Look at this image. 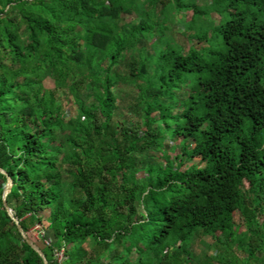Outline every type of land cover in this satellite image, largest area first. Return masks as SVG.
<instances>
[{"label": "trees", "instance_id": "obj_1", "mask_svg": "<svg viewBox=\"0 0 264 264\" xmlns=\"http://www.w3.org/2000/svg\"><path fill=\"white\" fill-rule=\"evenodd\" d=\"M208 6L0 0L5 201L48 264H264V0ZM3 185L0 264H42Z\"/></svg>", "mask_w": 264, "mask_h": 264}, {"label": "rangeland", "instance_id": "obj_2", "mask_svg": "<svg viewBox=\"0 0 264 264\" xmlns=\"http://www.w3.org/2000/svg\"><path fill=\"white\" fill-rule=\"evenodd\" d=\"M182 2L183 3H193V4H195L198 7V9L203 14L202 19H203L204 23H207L208 21H211L210 17H212L213 19H217L218 18L219 14L217 15V12H214L212 10V7L210 8V6H208L209 0H182ZM144 7L146 8L145 9V13L149 17H151L152 19H155V18L159 17L158 13H160L159 12L160 7H153L150 4L145 5ZM162 17H163L162 19L165 22H167V23L175 22V25L173 26V29L175 31H181L182 30V24L179 22L180 14H178V12L173 10L171 7L167 8V10L165 11V14ZM220 17H221V15H220ZM263 18H264V16L261 13L259 15V19H263ZM189 44H192L193 46H196L197 43L192 39ZM201 44H204V42H202ZM59 95H60L62 100H65L66 92L62 91V92L59 93ZM176 144H178V141H174V143L171 145V147L169 148V151H168L171 161L175 160V157H176V155L179 152L178 147H177ZM194 163H197V160H194ZM233 219H234L233 222H234L235 225L239 224L236 215H234ZM32 228L33 229H37L35 226H33ZM31 234L36 240H37V237H39V234H37L36 232H33ZM41 235H42V232H41ZM49 243H51V242H49ZM196 247H197V250H198L199 253L200 252L204 253V251L206 253L207 252L208 253H212V254L215 253L213 248H211L210 246L207 247V240H205V241L204 240H198ZM56 253L61 257L62 250L58 251Z\"/></svg>", "mask_w": 264, "mask_h": 264}, {"label": "water", "instance_id": "obj_3", "mask_svg": "<svg viewBox=\"0 0 264 264\" xmlns=\"http://www.w3.org/2000/svg\"><path fill=\"white\" fill-rule=\"evenodd\" d=\"M0 174L4 176V185H3V190H2V205L3 208L5 210L6 215L8 216V218L12 221V223L14 224L17 233L19 234L20 238L25 242V244L34 252L36 253L37 256H39L41 258L42 264H48L46 261V258L43 254V252L37 248V246L35 244H33L23 233L21 227L18 224L17 219L13 216L12 211L10 210V208H8V206L6 205V201H5V197L7 195V193L9 192V189L11 187V180L10 178L4 173L3 170L0 169Z\"/></svg>", "mask_w": 264, "mask_h": 264}, {"label": "built area", "instance_id": "obj_4", "mask_svg": "<svg viewBox=\"0 0 264 264\" xmlns=\"http://www.w3.org/2000/svg\"><path fill=\"white\" fill-rule=\"evenodd\" d=\"M42 235H43V233H42ZM49 242H50V241H48V240L46 241V240H45V244H47V245H48V244H49ZM55 255H56V257L58 258V261H59V262H61L62 255H61V257H60V256H59L57 253H55Z\"/></svg>", "mask_w": 264, "mask_h": 264}]
</instances>
